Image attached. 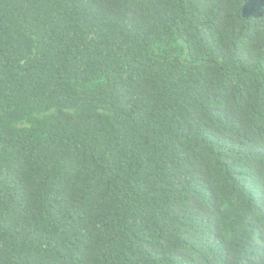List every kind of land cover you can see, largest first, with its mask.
Segmentation results:
<instances>
[{
  "label": "trees",
  "instance_id": "trees-1",
  "mask_svg": "<svg viewBox=\"0 0 264 264\" xmlns=\"http://www.w3.org/2000/svg\"><path fill=\"white\" fill-rule=\"evenodd\" d=\"M0 264H264V0H0Z\"/></svg>",
  "mask_w": 264,
  "mask_h": 264
}]
</instances>
